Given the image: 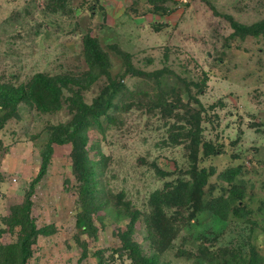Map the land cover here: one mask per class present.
<instances>
[{
  "label": "rangeland",
  "instance_id": "1",
  "mask_svg": "<svg viewBox=\"0 0 264 264\" xmlns=\"http://www.w3.org/2000/svg\"><path fill=\"white\" fill-rule=\"evenodd\" d=\"M231 21L263 22L264 0H0V88L26 89L42 74L62 98L56 109L0 106V264H18L28 193L35 225L49 232L30 244L24 264H135L123 246L128 229L157 264H264V33L241 37ZM103 87L104 102L115 91L111 102L83 133L96 162L95 197L85 203L70 139L52 144L37 176L72 104L92 108ZM162 96L172 114L153 101ZM191 110L201 140L216 149L205 156L197 148L196 167L209 176L203 201L231 205L223 219L167 206L175 231L162 248L145 215L154 191L180 171L187 177L189 139L168 137ZM230 168L239 169L231 183L221 176Z\"/></svg>",
  "mask_w": 264,
  "mask_h": 264
},
{
  "label": "trees",
  "instance_id": "2",
  "mask_svg": "<svg viewBox=\"0 0 264 264\" xmlns=\"http://www.w3.org/2000/svg\"><path fill=\"white\" fill-rule=\"evenodd\" d=\"M231 25L236 32L242 36L244 35H257L264 33V21L257 22L255 24L244 26L235 21H231ZM91 41V40H90ZM87 40V47L92 54L95 53L94 44ZM93 44V45H92ZM74 84V82H70ZM108 87L101 89L99 94L95 97L94 106L89 108L82 101L74 102L72 105L77 106L76 112L73 111L72 106H69L68 112L73 115L66 125H58L59 127L55 130V135L48 141L45 145V149L42 153L41 166L37 178L45 172L50 156L53 152V143L62 144L67 139H70L73 143L74 150V160L73 166L77 177L79 180V193L81 196V201L89 203V200H94L95 197V167L96 162L89 158L87 149V137L83 133L91 128L99 126V118L104 114L108 108V103L111 102L112 95L115 91L110 93L107 97V101H103L102 93H106ZM106 91V92H105ZM61 91L56 87L55 83L42 74H36L32 79L29 86L24 89L23 87H17L11 90H4L0 88V106L9 107L15 109V106L19 101H25L29 104L35 105L41 110L48 109L50 106L58 107L61 100ZM66 103H70L67 100ZM158 106L163 107V109L170 110L172 114L174 107L171 103L165 102L162 97H157L154 99ZM77 104V105H76ZM70 105V104H68ZM89 110V111H88ZM81 112V113H78ZM189 119L181 125L171 124L170 127H176L172 130L169 137L172 140L182 139L188 141V147L190 149V160L191 167L186 171L187 177L180 171L174 180L167 182L164 189L159 191H154L149 198L150 209L146 216V226L148 237L153 242L154 240L163 247H169L171 239L175 231L174 222L170 221L168 212L166 210L167 206L170 207L173 203L179 208H186L191 214H198L199 212H209L217 215L219 218H226L228 211L227 209L231 205L229 199H224L223 197H215L207 202L203 201L204 187L207 183L208 174L203 169H198L196 166V154L197 148L203 145V153L205 156L216 154V149L212 147L209 143H204L201 140V127L200 122L195 116V111L191 110L189 113ZM1 121V120H0ZM70 128V131H69ZM68 135L67 138L62 134ZM181 137V138H179ZM239 173L238 168H230L221 173L222 179L227 180L231 183L235 176ZM30 193L27 194L25 199V204L23 207V220L24 232L19 242L18 258L16 259L18 264H24L29 256V246L34 241V239L39 234H48V228L46 226L37 227L34 223V219L31 217V199ZM124 208L128 209L132 219H136L137 210H132L129 208L127 201H124ZM91 206V205H90ZM237 206V205H236ZM91 210H97V208L91 206ZM181 207V208H180ZM238 207V206H237ZM132 210V211H131ZM89 211V210H88ZM80 227H85V218H80L77 221ZM131 230L128 229L122 233L123 246L128 254L132 258L135 264H157L155 257H144L141 252H139L138 247L135 242H132L128 235ZM102 264V261L99 262Z\"/></svg>",
  "mask_w": 264,
  "mask_h": 264
}]
</instances>
